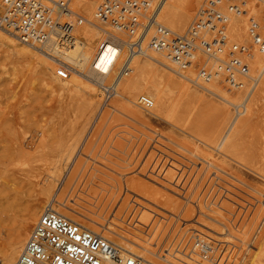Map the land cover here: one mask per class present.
Wrapping results in <instances>:
<instances>
[{"label": "rangeland", "instance_id": "rangeland-1", "mask_svg": "<svg viewBox=\"0 0 264 264\" xmlns=\"http://www.w3.org/2000/svg\"><path fill=\"white\" fill-rule=\"evenodd\" d=\"M201 1L178 33L186 30ZM260 10L262 16L264 9ZM244 20L239 25L238 36L232 29L231 32L238 40L249 41ZM8 36L16 45L25 46ZM256 55H261L257 62L247 58L250 74L259 77L250 96H245L244 91L232 90L237 94L233 93L235 96L225 101L188 82L191 90L197 88L201 100L180 99L177 107L162 116L153 115L152 110L141 111L136 102L135 109L143 114L137 118L118 109L117 103L124 102L120 97L105 102L102 96L95 97V92L89 94L75 82L55 81L17 47L0 42V250L15 238L29 210L34 227L55 194L74 210L104 222L118 237L128 238L126 242L135 246V242L145 243L150 251H157L155 254H160L161 245L168 238L170 243L175 232L187 233L194 226L192 222L221 235L224 232L218 225H224L230 215H235L234 221L239 223L235 230L230 229L232 236L250 243L242 251L239 247L236 249V263L264 264V52ZM144 58L139 56L138 60L143 63ZM120 65L119 61L115 72ZM159 65L154 64L159 72L165 69ZM170 72L175 80H180ZM132 75L129 73L123 79ZM92 86L100 93L97 85ZM122 86L121 82L118 89ZM143 93L139 92L137 97ZM91 96L96 100L92 110L87 109ZM212 127L216 130L215 137L211 134ZM185 160L195 163L206 160L208 165L200 164L197 175L202 174L204 181L217 172L224 179L220 184L233 196L226 194L227 197L220 198L222 193L216 196L214 189L208 197L199 196L196 176L187 178V184L191 185L187 196L192 201H186V196L171 186L178 175L174 167ZM161 161H169L171 166L161 179L150 178L148 174ZM129 197L133 199L131 210L123 201ZM219 198L221 208L212 205L214 213L203 206L204 203L208 207ZM249 202L251 207L246 206V212L239 211L238 205ZM162 211L170 214L165 229L161 223L155 230L136 231V222L150 224L154 218V225L156 217L163 216ZM159 235L164 239L156 248ZM180 238L187 241L184 236ZM221 240L231 242L232 239ZM232 243L240 245L236 241ZM172 249L165 258L162 250V263L208 264L196 257L200 263L176 256L173 254L176 249Z\"/></svg>", "mask_w": 264, "mask_h": 264}, {"label": "built area", "instance_id": "built-area-1", "mask_svg": "<svg viewBox=\"0 0 264 264\" xmlns=\"http://www.w3.org/2000/svg\"><path fill=\"white\" fill-rule=\"evenodd\" d=\"M161 3L162 0H101L95 8L94 17L118 33L119 36L114 34L113 37L126 48L128 57L146 55L150 51L162 53L179 69L192 73L194 78L190 79L191 81L207 83L216 80L230 92L242 87L243 80L249 77L247 57L253 49L264 52V14L259 15L261 7H264V0H204L183 34H177L156 23L154 14ZM70 4L71 0H0V28L14 33L23 42L43 46L54 31H59L64 37L70 34V22L66 20L68 13H72ZM231 14L246 18L249 41L238 40L230 34ZM102 87L103 98L109 100L115 93L114 83ZM139 104L149 108L152 101L141 96ZM177 163L178 167L174 168L178 175L173 178L171 186L185 195L186 201H192L187 196L191 188V185L187 184V178L191 180L196 176L197 187H200L199 196L206 194L208 197L213 189L217 191L216 196L222 193L220 198H224L226 194L233 196V193L228 192L229 189L220 184L224 179L217 172L210 174L204 181L202 174L197 175L200 164L208 165L206 160L197 163L185 160L184 163ZM187 163L190 166L186 165ZM170 164L169 161H161L148 175H151L150 178L161 179ZM191 169L193 170L189 173ZM158 172L159 175H156ZM220 198L218 201H212L208 207L204 203L203 206L214 213L211 206L220 209ZM193 202L198 204V200ZM246 206L251 207L250 202L245 206L238 205L239 211H245ZM162 213V217H156L158 220L154 225V218L150 224L136 222V231L140 228H146V231L150 228L155 230L161 223H164L165 229L170 222V214L167 215L163 211ZM232 216L223 222L224 225H218L224 232L221 235L212 232L205 225L192 222L194 226L190 227L187 233L180 235L177 231L170 243L168 238L165 244L161 245L160 251L164 250L162 256H168V251L173 250V247L176 249L173 254L189 261L237 264L236 249L239 247L242 251L250 243L232 236L230 229L235 230L239 223L234 221L235 215ZM172 225L174 227V223ZM160 236L157 237L156 243L153 241L156 248L160 246L159 241L164 239ZM181 236L187 241L184 242ZM224 237L232 239L231 242L221 240ZM136 239L139 240L137 236ZM235 241L240 245L235 246L232 243ZM180 263L188 264L187 261ZM14 264L151 263L59 215L56 211L44 209Z\"/></svg>", "mask_w": 264, "mask_h": 264}, {"label": "bare ground", "instance_id": "bare-ground-1", "mask_svg": "<svg viewBox=\"0 0 264 264\" xmlns=\"http://www.w3.org/2000/svg\"><path fill=\"white\" fill-rule=\"evenodd\" d=\"M100 1L101 0H71L70 8L72 13H68L66 16V20L70 22L71 31L67 37L60 35L59 31H54L49 37L48 42L43 46H39L37 43L29 44L23 42L15 36L14 33L7 32L0 28V42H7L12 47H17L19 51L31 61V63L34 62L37 64L42 68L44 74L52 77L55 81L65 80L66 82H75L77 87L89 94L95 92V97H98L99 95L103 98L102 86H108L114 83V95L109 100L103 98V101L107 102L118 96L124 101L123 103H117L118 109L132 113V115L137 116V118H140L143 114L135 109L136 102L137 105L141 107V111L152 110L151 113L153 115L162 116L167 113L168 110L174 109L175 106L177 107L180 99H186L188 101L201 100L197 88L193 87L194 90H191L190 88L192 87H190L188 82L205 89L206 92L214 94L225 101H230L228 99L233 97L235 93L237 94V92L234 91H244L245 96H250L255 90L259 77L258 75H251L250 72L249 77L243 80L242 87L234 90L233 94L232 90L231 92L226 91L224 88L223 90L220 83L216 80L207 83L191 81L190 79L194 78L192 73L179 69V67L162 53L150 51L146 55H142L141 58L145 57L143 63L138 60V55L128 57L126 48L118 43L113 37L114 34L118 35V33L106 24L95 19V8ZM198 1L199 0H162L161 5L154 14L156 17L155 21L162 26L165 25L164 27L177 34H183L189 28L190 23L185 31L181 33L178 32L185 27L187 20L198 4ZM203 1L204 0L201 1L197 10L202 5ZM261 8L264 9V7ZM81 12L84 15H82ZM158 17L160 21L158 20ZM242 18V16L231 14L230 34H232V32H235L237 36L240 34L238 28L241 23H244V18ZM161 21L164 25L160 23ZM245 23L246 34L248 37L247 22ZM81 24L82 26H80ZM89 25L93 28H90ZM237 30L239 33H237ZM99 31H101L102 34H99ZM262 31H264V26ZM6 33L13 36L25 46L16 45ZM253 51V54L251 53L247 58L249 60L255 59L257 62L261 55H256L259 51L256 50V53ZM154 53L162 57L172 66H169L166 62L156 58ZM119 61L121 65L119 66L118 71L115 72ZM156 62L165 66V69H163L166 70V72L161 70L162 73L160 74L161 71L159 72L154 67V64L159 65L156 64ZM173 66H175V68ZM170 70L177 74V76H175L180 80H175L170 74L172 73ZM129 73H133V75L130 78L123 79V77L127 76ZM113 74L114 76L112 78L111 76ZM110 77L111 80L106 81V79L108 78L109 80ZM121 82L123 86L121 89H118ZM92 85H97L100 88V93L96 92ZM139 92L144 93L137 97ZM174 94H176L175 98H173ZM141 96L148 97L152 101V105L149 108H144L139 104V98ZM237 96L238 95H236L235 98H237ZM95 102V98L91 96L87 103V109L92 110ZM177 102L178 104H176ZM211 131V134L214 133L213 137H215L216 130H213L212 127ZM47 188L46 191L49 190H47ZM49 191L47 193H49ZM44 193L45 191L42 195H44ZM123 201L125 202L126 208L130 210L133 208V199H131V197L125 198ZM44 209L56 211L59 215L79 224L81 227L102 236L116 245H122L121 247L126 248V250L128 249L135 255L137 254L143 257V259L151 264H164L161 261L162 256L160 255L162 251L160 254H155L157 251H150L151 248L149 247V249L145 243L135 242V246L133 245L134 243L130 244L126 242L128 238L122 239V237H118V234L112 232L104 222H98L94 216L74 210L70 204L66 201H61L55 194L54 197H51L46 203ZM33 222L34 218H32V214L29 210L27 211L25 219L21 221L15 238L6 247L0 250V264L15 263L28 238V233L32 228Z\"/></svg>", "mask_w": 264, "mask_h": 264}]
</instances>
